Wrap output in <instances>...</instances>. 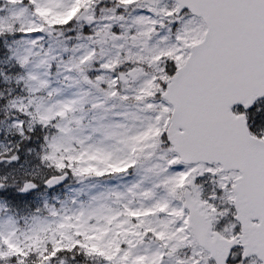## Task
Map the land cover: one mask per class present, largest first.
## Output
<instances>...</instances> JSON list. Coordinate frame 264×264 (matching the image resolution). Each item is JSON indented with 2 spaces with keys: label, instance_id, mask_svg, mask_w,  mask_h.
<instances>
[{
  "label": "snow or ice",
  "instance_id": "1",
  "mask_svg": "<svg viewBox=\"0 0 264 264\" xmlns=\"http://www.w3.org/2000/svg\"><path fill=\"white\" fill-rule=\"evenodd\" d=\"M0 264H264V0H0Z\"/></svg>",
  "mask_w": 264,
  "mask_h": 264
}]
</instances>
